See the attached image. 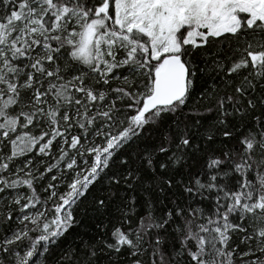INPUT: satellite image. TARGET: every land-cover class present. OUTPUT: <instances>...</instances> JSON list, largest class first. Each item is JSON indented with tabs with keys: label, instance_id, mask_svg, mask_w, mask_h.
Wrapping results in <instances>:
<instances>
[{
	"label": "snow or ice",
	"instance_id": "snow-or-ice-1",
	"mask_svg": "<svg viewBox=\"0 0 264 264\" xmlns=\"http://www.w3.org/2000/svg\"><path fill=\"white\" fill-rule=\"evenodd\" d=\"M0 7V264H47L76 224L73 209L105 179L124 186L129 205L133 193L148 197L135 229L115 227L102 241L126 250L131 264H264V0ZM209 70L223 93L202 92L208 106L186 112L197 74ZM217 134L237 141L239 162L225 154L239 174L235 186L222 182L224 161L212 157L207 182L194 180L202 199L212 194V211L177 206L156 216L152 197L172 186L168 173L184 167L197 138ZM237 232L246 251L230 246ZM96 257L90 246L80 264Z\"/></svg>",
	"mask_w": 264,
	"mask_h": 264
},
{
	"label": "trees",
	"instance_id": "trees-1",
	"mask_svg": "<svg viewBox=\"0 0 264 264\" xmlns=\"http://www.w3.org/2000/svg\"><path fill=\"white\" fill-rule=\"evenodd\" d=\"M7 9L0 7V14L4 13ZM214 77V78H213ZM220 88L223 93V82L218 76L209 70L205 73H198L195 78L193 98L188 104V108L185 110H191L198 108L203 111L208 106V100H200V94L202 92H211L214 88ZM230 92L231 90L228 89ZM253 95L259 96V93ZM260 109H257L259 112ZM229 119H232L231 117ZM235 124H240L238 119L233 121ZM211 123V121H210ZM243 125L240 126L237 131L244 132ZM152 141L157 139L158 133H150ZM140 148L144 147V141H140ZM237 143L236 139H226L222 135L217 134L216 138L212 142H207L197 138L195 144L199 145L198 149H193V155L187 158L184 167L179 168L176 171H170L168 176L172 179V186L165 188L163 193H158L159 199L156 195L152 197L154 201L153 210L156 216H160L167 208H175L177 206L188 209L191 206L194 209L203 210L206 213H210L214 206V200L211 198L212 194L203 192L204 197L201 198L199 192L195 190L194 180L197 176L202 182H207L208 176L211 173L206 167L209 159L212 157L219 158L224 161L222 165V172L227 173V176L222 177V182L235 186L239 174L232 170V162L225 156L227 153L233 156L237 162H239V156L235 155L233 145ZM135 148V145L133 146ZM139 149H137L138 151ZM130 151L132 158L135 157L136 151ZM37 160L40 158L37 157ZM46 159V158H45ZM37 168L42 170L43 166L37 164ZM113 172L117 171V168L112 169ZM45 183V181H41ZM186 187H194L193 193L185 191ZM203 191V190H200ZM115 193V194H113ZM137 198L135 205H129L126 197L129 193L124 186H121L119 190L115 187H110L109 182L105 179L102 182L95 184L88 192L85 198L77 207L73 209V215L76 218L75 226L70 229L65 236H63L56 245L51 246L49 254H47V264H70L67 259H61L64 256H71L73 253L79 255L80 261L84 259V255L90 246H95L97 250V257L95 258V264H131V258L126 254V250H122L121 253L111 252L102 241L111 239V232L115 227H120L123 230L129 228L135 229L139 224L140 217L145 215L144 201L147 199V195L142 191L133 193ZM103 199L105 204L100 207L97 201ZM127 205V207H126ZM127 214L130 219L125 221L124 217ZM243 233H235L232 235L230 246H237L238 252L246 251V246L240 243ZM100 249H103L101 251ZM43 257L41 261L43 262Z\"/></svg>",
	"mask_w": 264,
	"mask_h": 264
}]
</instances>
